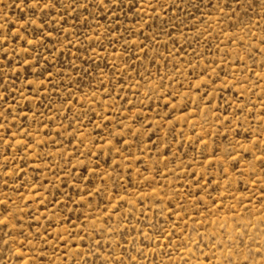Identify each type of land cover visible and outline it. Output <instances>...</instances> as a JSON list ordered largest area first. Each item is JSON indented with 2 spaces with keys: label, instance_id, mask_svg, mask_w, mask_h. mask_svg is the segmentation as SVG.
<instances>
[{
  "label": "rangeland",
  "instance_id": "obj_1",
  "mask_svg": "<svg viewBox=\"0 0 264 264\" xmlns=\"http://www.w3.org/2000/svg\"><path fill=\"white\" fill-rule=\"evenodd\" d=\"M0 264H264V0H0Z\"/></svg>",
  "mask_w": 264,
  "mask_h": 264
}]
</instances>
